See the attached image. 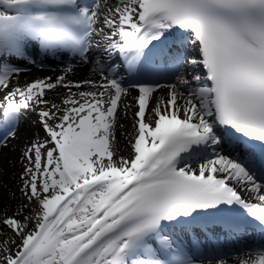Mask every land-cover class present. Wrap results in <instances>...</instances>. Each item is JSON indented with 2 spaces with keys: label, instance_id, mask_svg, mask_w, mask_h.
<instances>
[{
  "label": "snow or ice",
  "instance_id": "6c2138e0",
  "mask_svg": "<svg viewBox=\"0 0 264 264\" xmlns=\"http://www.w3.org/2000/svg\"><path fill=\"white\" fill-rule=\"evenodd\" d=\"M40 58L65 68L21 82ZM77 65L100 82L69 80ZM32 116L0 264H226L181 237H264V0H0V148Z\"/></svg>",
  "mask_w": 264,
  "mask_h": 264
},
{
  "label": "bare ground",
  "instance_id": "6f19581e",
  "mask_svg": "<svg viewBox=\"0 0 264 264\" xmlns=\"http://www.w3.org/2000/svg\"><path fill=\"white\" fill-rule=\"evenodd\" d=\"M91 2V0H90ZM189 52H193L194 49L189 47ZM43 67H35L29 65L31 71L25 75L21 76V82L25 80H31L33 77H44V76H52L55 77L59 75L65 68L66 61L63 60H49V59H40ZM201 71H203L201 69ZM69 80L73 81H83V80H94L96 82H100V76L98 72L92 70L91 65L80 66L77 65L75 67V74L69 75ZM97 89L92 88L88 85H85L81 89H73L74 92L79 91H96ZM166 89H160L157 93L162 94L165 93ZM65 93L64 89H57L55 92L49 94V98H60V94ZM135 93L133 92V95ZM131 96L123 97L121 102V110L120 115L121 119L119 123L124 125V128H117L116 137L119 140V148L120 151L117 153V156H123L125 158L129 157L131 154V148L128 143V139L131 138L129 135L127 138L122 133L131 134L133 132V121H132V113L135 111V108L128 109L127 117L123 116L124 105L132 104ZM30 127L26 124V122L22 123L17 138L12 140L10 139L7 142V145L3 148H0V219L6 214L8 216L12 215L13 210L17 207V205L21 202V194L19 191L21 180L20 174L23 171V161L21 160V153L23 144L27 139H29ZM193 165V167L197 166V161H188ZM14 194V196H13ZM244 194L245 198H248L247 193ZM251 202V201H249ZM254 249L248 247L247 250L244 249V252L241 254H235L232 257L225 258L226 264H240L241 259H248L247 255H244L248 250Z\"/></svg>",
  "mask_w": 264,
  "mask_h": 264
},
{
  "label": "rangeland",
  "instance_id": "374dc122",
  "mask_svg": "<svg viewBox=\"0 0 264 264\" xmlns=\"http://www.w3.org/2000/svg\"><path fill=\"white\" fill-rule=\"evenodd\" d=\"M34 120H35V117L32 116L26 122V124L28 125V127H30V134H29L30 136H29V139H27L25 141V143L23 144L22 149L24 148V146L26 145V143L34 137V135L38 134L40 136H43V133L38 132V126H35V127L33 126L32 121H34ZM23 167H24V162H23Z\"/></svg>",
  "mask_w": 264,
  "mask_h": 264
}]
</instances>
